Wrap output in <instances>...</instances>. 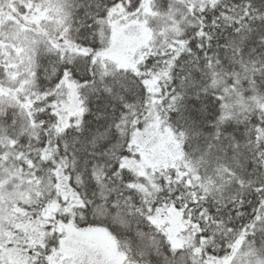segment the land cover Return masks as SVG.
Listing matches in <instances>:
<instances>
[{
  "label": "snow or ice",
  "instance_id": "snow-or-ice-1",
  "mask_svg": "<svg viewBox=\"0 0 264 264\" xmlns=\"http://www.w3.org/2000/svg\"><path fill=\"white\" fill-rule=\"evenodd\" d=\"M0 264H264V0H0Z\"/></svg>",
  "mask_w": 264,
  "mask_h": 264
}]
</instances>
